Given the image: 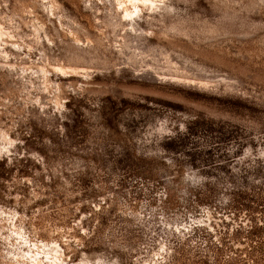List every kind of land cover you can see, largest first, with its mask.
Wrapping results in <instances>:
<instances>
[{
	"label": "rangeland",
	"instance_id": "374dc122",
	"mask_svg": "<svg viewBox=\"0 0 264 264\" xmlns=\"http://www.w3.org/2000/svg\"><path fill=\"white\" fill-rule=\"evenodd\" d=\"M123 6L0 0V264H264V0Z\"/></svg>",
	"mask_w": 264,
	"mask_h": 264
},
{
	"label": "bare ground",
	"instance_id": "6f19581e",
	"mask_svg": "<svg viewBox=\"0 0 264 264\" xmlns=\"http://www.w3.org/2000/svg\"><path fill=\"white\" fill-rule=\"evenodd\" d=\"M154 2L155 0H129V5L132 7V9L130 7L123 6V11L129 19H133L134 15L138 14V11L140 12V5L152 6Z\"/></svg>",
	"mask_w": 264,
	"mask_h": 264
}]
</instances>
